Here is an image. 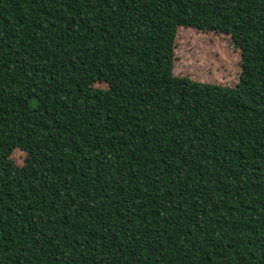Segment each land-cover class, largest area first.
<instances>
[{
	"label": "trees",
	"instance_id": "1",
	"mask_svg": "<svg viewBox=\"0 0 264 264\" xmlns=\"http://www.w3.org/2000/svg\"><path fill=\"white\" fill-rule=\"evenodd\" d=\"M0 264H264V0H0Z\"/></svg>",
	"mask_w": 264,
	"mask_h": 264
},
{
	"label": "rangeland",
	"instance_id": "2",
	"mask_svg": "<svg viewBox=\"0 0 264 264\" xmlns=\"http://www.w3.org/2000/svg\"><path fill=\"white\" fill-rule=\"evenodd\" d=\"M178 28L173 74L194 81L234 87L240 75L241 54L227 35L205 33ZM95 88L105 91L107 85L96 83ZM14 162L21 166L25 154L14 150Z\"/></svg>",
	"mask_w": 264,
	"mask_h": 264
}]
</instances>
